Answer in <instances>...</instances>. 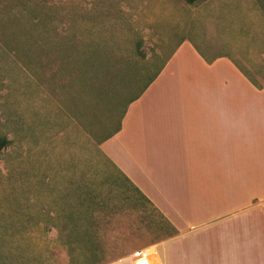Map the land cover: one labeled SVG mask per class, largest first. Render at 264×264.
<instances>
[{
    "label": "rangeland",
    "instance_id": "374dc122",
    "mask_svg": "<svg viewBox=\"0 0 264 264\" xmlns=\"http://www.w3.org/2000/svg\"><path fill=\"white\" fill-rule=\"evenodd\" d=\"M255 3L264 12V0ZM253 21L264 33L253 0H0V135L9 140L0 151V264L6 255L13 264L33 263L35 254L43 264H102L136 250L144 238L135 230L138 209L94 180L84 183L93 175L90 145L116 128L123 104L153 74V55L171 50L166 37L229 52L228 42L242 35L235 24L245 23L248 38ZM15 103L29 113L38 103L54 110L70 103L82 118L71 131L54 117L44 146ZM77 214L89 219L79 228L92 236L79 244L69 234ZM141 254L159 264L156 253Z\"/></svg>",
    "mask_w": 264,
    "mask_h": 264
},
{
    "label": "crops",
    "instance_id": "0c3cea01",
    "mask_svg": "<svg viewBox=\"0 0 264 264\" xmlns=\"http://www.w3.org/2000/svg\"><path fill=\"white\" fill-rule=\"evenodd\" d=\"M258 26L253 21L246 38L245 23L237 22L242 35L228 42L229 52L166 37L171 50L153 55V74L123 104L116 128L90 145L93 175L89 169L84 183L94 180L95 188L121 196L118 203L137 208L135 230L144 237L129 256L102 264H134L137 252L156 253L159 264H264V33ZM194 28L190 20L186 32ZM21 104L15 103L18 116L27 115L44 146L51 145L54 117L71 131L82 118L70 103L55 110L38 103L33 113ZM88 222L73 218L69 234L76 243L92 239L79 228ZM37 258L18 264H43Z\"/></svg>",
    "mask_w": 264,
    "mask_h": 264
},
{
    "label": "trees",
    "instance_id": "16d2710c",
    "mask_svg": "<svg viewBox=\"0 0 264 264\" xmlns=\"http://www.w3.org/2000/svg\"><path fill=\"white\" fill-rule=\"evenodd\" d=\"M187 3H194L196 0H185ZM9 143V140L4 136L0 135V151L1 149ZM75 227V222L72 228ZM70 257L73 259L74 255L70 253Z\"/></svg>",
    "mask_w": 264,
    "mask_h": 264
},
{
    "label": "built area",
    "instance_id": "2783aa9c",
    "mask_svg": "<svg viewBox=\"0 0 264 264\" xmlns=\"http://www.w3.org/2000/svg\"><path fill=\"white\" fill-rule=\"evenodd\" d=\"M137 255L138 256L135 259V264H152L149 261H147L146 257H144V256H146V254H141L140 255V252H137Z\"/></svg>",
    "mask_w": 264,
    "mask_h": 264
}]
</instances>
